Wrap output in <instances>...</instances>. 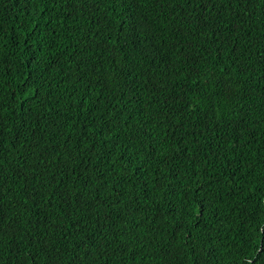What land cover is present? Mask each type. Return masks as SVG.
<instances>
[{
	"label": "trees",
	"instance_id": "1",
	"mask_svg": "<svg viewBox=\"0 0 264 264\" xmlns=\"http://www.w3.org/2000/svg\"><path fill=\"white\" fill-rule=\"evenodd\" d=\"M0 264H264V0H0Z\"/></svg>",
	"mask_w": 264,
	"mask_h": 264
},
{
	"label": "bare ground",
	"instance_id": "2",
	"mask_svg": "<svg viewBox=\"0 0 264 264\" xmlns=\"http://www.w3.org/2000/svg\"><path fill=\"white\" fill-rule=\"evenodd\" d=\"M136 26V25H135ZM189 27V26H188ZM241 153V152H240Z\"/></svg>",
	"mask_w": 264,
	"mask_h": 264
}]
</instances>
